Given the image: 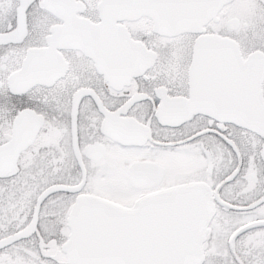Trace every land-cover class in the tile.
Here are the masks:
<instances>
[{"label": "snow or ice", "instance_id": "snow-or-ice-1", "mask_svg": "<svg viewBox=\"0 0 264 264\" xmlns=\"http://www.w3.org/2000/svg\"><path fill=\"white\" fill-rule=\"evenodd\" d=\"M0 264H264V0H0Z\"/></svg>", "mask_w": 264, "mask_h": 264}]
</instances>
